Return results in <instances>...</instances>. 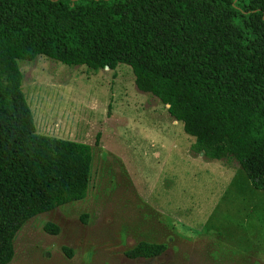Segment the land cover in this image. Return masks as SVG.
I'll return each mask as SVG.
<instances>
[{"label":"trees","instance_id":"1","mask_svg":"<svg viewBox=\"0 0 264 264\" xmlns=\"http://www.w3.org/2000/svg\"><path fill=\"white\" fill-rule=\"evenodd\" d=\"M128 65L212 160L264 191V0H0V264L26 222L86 195V145L38 135L18 61ZM44 230L58 233L47 223ZM165 251L141 241L125 255Z\"/></svg>","mask_w":264,"mask_h":264},{"label":"rangeland","instance_id":"2","mask_svg":"<svg viewBox=\"0 0 264 264\" xmlns=\"http://www.w3.org/2000/svg\"><path fill=\"white\" fill-rule=\"evenodd\" d=\"M18 67L36 133L86 145L90 168L85 197L26 222L9 264L204 262V252L186 247L126 257L166 232L221 237L231 264H264V191L235 161L196 151L167 106L136 88L128 65L91 70L40 55Z\"/></svg>","mask_w":264,"mask_h":264},{"label":"crops","instance_id":"3","mask_svg":"<svg viewBox=\"0 0 264 264\" xmlns=\"http://www.w3.org/2000/svg\"><path fill=\"white\" fill-rule=\"evenodd\" d=\"M185 239L187 241L182 240L181 236L166 232L158 243L165 246V252L167 249L176 251L179 247L197 248L199 251L204 252L205 258L202 259L208 264H231L230 259L226 256V251L229 250L230 245L223 238L200 233L197 237H185ZM199 262H201V259L197 260V263ZM204 262H201V264Z\"/></svg>","mask_w":264,"mask_h":264},{"label":"water","instance_id":"4","mask_svg":"<svg viewBox=\"0 0 264 264\" xmlns=\"http://www.w3.org/2000/svg\"><path fill=\"white\" fill-rule=\"evenodd\" d=\"M54 1H56V0H54ZM72 1H77V0H72ZM167 107H168V105H167Z\"/></svg>","mask_w":264,"mask_h":264}]
</instances>
